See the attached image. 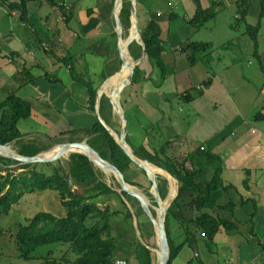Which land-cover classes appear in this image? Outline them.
<instances>
[{
    "label": "crops",
    "instance_id": "obj_1",
    "mask_svg": "<svg viewBox=\"0 0 264 264\" xmlns=\"http://www.w3.org/2000/svg\"><path fill=\"white\" fill-rule=\"evenodd\" d=\"M236 1L152 0L154 6L151 11L146 9L144 25L139 21L140 33L151 19L158 20L163 65L157 63V49L147 52L139 43L142 51L137 59L129 50L138 73L119 96H113L115 104H121L125 121L112 106V114L106 113L109 124L99 106L102 119L125 136L133 152L140 146L154 152L168 144L169 155L182 156L205 146L224 159L225 183L238 188L229 189L218 203L220 207L236 204L234 211H219L237 228L220 232L213 250L204 238L196 248L185 245L172 264L186 248L185 264H264V0H252L247 22L241 20ZM78 2H67V11L49 0H28V16L23 19L20 10L10 9L0 0V103L15 93L32 106L31 117L19 123L22 144L36 140L56 146L61 138L68 142L75 135L89 140L83 132L73 133L100 120L96 107L90 109L87 84L97 89V95L104 86L109 98L129 76L127 72L119 79L109 78L123 68L119 45L123 47L130 30L123 26L120 38L115 7L110 8L107 0ZM199 6L215 8L217 14L191 23ZM227 10L244 24L238 34L233 32V21H228L231 32L220 42L214 31ZM258 22L261 28L256 46L247 33V23ZM236 39L246 42L237 44ZM188 41L211 46L195 54L197 60L192 62ZM112 65L118 68L108 73ZM23 68L35 76L25 85L19 82ZM213 173L214 169L207 167L196 179L211 178Z\"/></svg>",
    "mask_w": 264,
    "mask_h": 264
},
{
    "label": "trees",
    "instance_id": "obj_2",
    "mask_svg": "<svg viewBox=\"0 0 264 264\" xmlns=\"http://www.w3.org/2000/svg\"><path fill=\"white\" fill-rule=\"evenodd\" d=\"M49 1L58 8L65 9L62 6L64 1L61 3L54 0ZM137 1L138 3L142 2V0ZM5 2H7L10 9L20 10L23 19L27 18L28 0H20V2L5 0ZM236 2L238 3L241 20L247 22L252 0H237ZM114 4L115 0H111L109 2L110 8H113ZM216 14L217 10L215 8L204 10L199 6L190 22L198 23L200 19L201 22H204L211 17H215ZM69 15L70 13L67 14V16ZM120 17L123 26L127 30L130 29V0H123ZM260 28L261 22L254 25L247 23V33L256 46H258ZM161 33L162 28L156 19H151L147 26L141 29V37L146 51L157 49V63L159 65H163L161 53L164 51ZM210 46L211 44L207 42H191L189 46L192 51L191 61L195 62L197 60L195 54L208 50ZM129 50L131 55L137 59L142 51V45L137 41H133ZM137 69L139 70V68H135L134 77L138 73ZM22 70V74L19 75L21 85L29 84L35 80V76L31 74L29 69L23 68ZM162 75L165 76V74ZM46 76H49L50 79L48 72ZM82 82L85 83L84 80ZM87 86L90 95V109L95 111L97 89L90 87L89 84ZM31 110L30 102L20 98L15 93H10L6 100L0 103V144L6 145L17 140L21 141L20 138L23 136L19 130V123L21 120L31 117ZM107 112L112 114V105L109 98L103 95L100 113L110 124L106 116ZM78 132L88 135V143L104 159L117 166L123 174H126L125 171L133 166L134 162L100 120H97L90 128L75 130L73 133ZM76 141H83V139H77ZM76 141L72 137L68 140V142ZM167 145L165 144L159 148L156 153L155 151H148L144 146H140L134 152L140 158L164 168L179 182L180 193L166 217V229L171 248L169 264H172L185 245L189 244V246L196 248L198 240L204 238L209 248L213 250L216 243L215 238L220 232L230 233L237 228L236 224L222 216L219 211V208L234 211L236 204L230 202L220 207L218 203L225 192L233 188L238 190V188L225 183L223 177L225 161L211 149L200 146L195 151L185 153L183 159L178 162L173 156L169 155ZM51 147L52 145L44 144L41 141L29 140L21 145L19 154L35 156ZM15 163L18 164L19 161L0 156V221L3 214H7L11 207L22 199L25 193L31 191H56L66 209V215L64 216H57L47 211L38 212L28 220V224L22 225L16 237L17 249L20 255L24 259H32V254L38 247L57 243L59 245H69L71 251L77 256L75 264H115V255L120 251L121 246L118 243L119 237L114 232L115 230L121 231L120 237L124 234L119 227L118 219L124 214V219L133 221L135 215L145 213L140 202H138L137 211L134 213L124 199V196L129 198L131 195L125 191L119 193L112 185H109L102 178V171L96 167L89 157L81 153L71 154L68 167L63 164L54 166V162H48V166H42V168L38 166L43 162L22 164L20 168L26 170L16 174L13 172L14 168H11L12 164ZM52 165V170L48 171L49 166ZM135 166L138 169L140 168L136 164ZM207 167L214 169L213 176L197 181V176L204 172ZM141 170L147 176V172ZM4 172L6 173L4 174ZM107 173H111L110 170H107ZM126 180L131 185H139L136 181H131L128 178ZM248 186L247 181L246 187L248 188ZM159 192L162 198L165 199L167 196L166 189L161 190L159 188ZM111 196L120 199L123 210L114 208L115 206L112 204L104 206L98 201ZM246 201L248 200L244 199V203H247ZM173 218L180 220V229H184L186 235L185 239L178 244L174 243L169 229V226L173 223ZM143 250L141 252L143 255L146 254L148 258V262H145V264H155V254L147 247ZM49 254H53V252ZM143 255H140L141 259ZM45 258L44 264H63L60 260L48 256ZM188 264H194V262L190 261Z\"/></svg>",
    "mask_w": 264,
    "mask_h": 264
},
{
    "label": "rangeland",
    "instance_id": "obj_3",
    "mask_svg": "<svg viewBox=\"0 0 264 264\" xmlns=\"http://www.w3.org/2000/svg\"><path fill=\"white\" fill-rule=\"evenodd\" d=\"M60 1H66V2H69V4L74 2L75 5L77 3V0H60ZM80 1L81 0H79V2ZM85 1L86 0H84V2ZM88 1L90 3L103 2V0H88ZM110 1L111 0H107V2H110ZM162 2L159 1V3H161L160 5L164 6L165 4L164 2L163 3ZM157 3H158V0H157ZM36 4L37 5L35 6L39 5L38 2H36ZM151 6H154L152 0H142L141 5H139V3L137 4V8H138L137 15H138V20L140 21L141 26L144 25V19L148 15V11H151L149 10V9H152ZM178 12L181 14L182 10L181 9L179 10L178 8ZM235 15H236L235 13L230 12V10H227L225 14L224 15L222 14V16L219 18V24L214 31L215 37L217 38L218 41L223 40V38H226L227 35H229V32H231V29L227 25L228 21H233L232 28H234V31H233L234 33L236 32L239 34V32L241 31V28H243L244 22L236 20ZM189 28H190V25L188 24L187 29ZM249 38L246 39L248 43L250 42ZM187 40L190 41V38L187 37ZM189 41L187 43L190 46L191 42ZM246 41H242L241 39H236L234 42L239 44V43L246 42ZM189 46L188 48L190 49ZM109 68H111V70H108V73L110 71L112 72L113 69H117L118 67L117 65H112ZM106 74L107 73H105V75ZM125 95H123V97L121 98L123 100L122 103L124 104H126V99L124 97ZM72 138L75 141L77 139L78 140L81 139L80 137L76 135ZM59 141L63 142V141H66V139L61 138ZM133 141L134 139L131 142ZM17 145L15 143L10 144L12 149H14L15 152L19 153L21 149V145H22L21 141ZM54 145L52 146V148L54 147ZM50 149L43 151V154L49 152ZM157 151L158 149L156 148L155 153ZM73 152H71L66 157H61L60 159L54 161V166L63 164L65 165V167H68V162ZM173 157L179 162L181 159H183L184 155L182 156L177 155ZM47 164L48 162H43L38 167L42 168V166L43 167L48 166ZM21 166L22 164L15 163V164H12L11 168H14L13 172L17 174V173H21L22 171L26 170V169L20 168ZM52 167L53 165L49 166L48 171H51ZM97 168L101 170L99 167ZM125 172L126 174L125 173L124 174H125L126 179L128 178L131 181H136L137 183H139V185L137 186L138 189H140L147 195V197L151 200L153 205L158 206L155 201V197L153 193L151 192V190H153V183L150 180V178L145 175V172H143L140 168L138 169L135 166V163L133 164V166H131V168H129ZM5 173L6 172H4V174ZM102 173H103L102 178L109 185H112L115 190L121 193L120 192L121 187L118 181L116 180L115 176L112 173H107L105 171H102ZM157 180H158V188H160L161 190L166 189V192L168 195L169 187H170V183L168 182V180L160 175H157ZM76 188H79V187H76ZM56 193L57 192L53 190H46L42 192L40 191L27 192L23 195L22 199L17 204H14L11 207V209L9 210L7 214L6 213L3 214L2 219L0 221V264H44V261H45L44 259H46L45 257L47 256L53 259H56V260H60L61 262H63V264H75L77 256L74 252L71 251V249L69 248V245H61V244L59 245L55 243V244L40 246L33 252L32 259H24V257L20 255V252L17 249L18 244H17L16 237H17V233L20 227L24 224H28V220L32 218L35 214L41 211H47L57 216L66 215V209L61 203L60 197L57 195L58 193L57 194ZM129 198L124 196V199L129 204L128 206H130L132 208V211L135 213L137 211V205L139 201L134 196H131ZM98 201L104 206L107 204H112L115 206L114 208L123 210V205L120 199L116 196H111V197H108L107 199H99ZM153 214L157 216L158 211L154 210ZM118 220H119L118 221L119 227L121 228L124 234L122 237H120L119 234L121 231L115 230L114 232V234L119 237L118 243H120V246H121L120 251H118L115 255V259H116L115 264H145V262L147 263L148 258L146 254L143 255L142 252L144 251L143 248L145 247L148 248L149 245L157 250V252L154 250L152 252L155 254V264H158L157 254L159 252L160 247H159V242H158L152 221L150 220L149 216L146 213H142V214L139 213V215H136L133 218V221H131L128 219L127 220L124 219V214H122ZM179 221L178 219L173 218V223L169 226V229H170V232L172 233V238L175 244L180 243L181 240L185 239V236H186L184 229H180ZM51 252H53V254H49ZM140 255H143L142 259L140 258ZM187 255H188V248H186L184 252L181 253L177 261H175L173 264H185L184 262L187 258Z\"/></svg>",
    "mask_w": 264,
    "mask_h": 264
},
{
    "label": "water",
    "instance_id": "obj_4",
    "mask_svg": "<svg viewBox=\"0 0 264 264\" xmlns=\"http://www.w3.org/2000/svg\"><path fill=\"white\" fill-rule=\"evenodd\" d=\"M131 1V28L135 29V32L132 34L129 33V36L126 38L127 42L124 47L119 45L120 48V56H121V62H122V69L119 72H122L124 70H127L129 72V76L124 79L113 91L111 95H109L110 98V103L113 106L114 109L119 111L120 116L122 119L125 121V116L124 112L121 108V104H115L114 101V94L119 96V92L123 90L127 85H129L134 77L135 74V68L137 65L136 60L130 55L131 60L129 61L127 57L125 56L124 49L128 50L129 52V45L133 41H137L138 43H141L144 45L145 44L142 40L141 33H140V26H139V20H138V8L137 0H130ZM123 6V0H115L114 4V11H115V18L118 26L120 27L119 29V35L120 38L122 37V32H123V24L122 20L120 17L121 9ZM136 19V24L133 22V19ZM135 25V28L134 26ZM139 35V36H138ZM110 78V77H109ZM108 78V79H109ZM107 81V80H106ZM102 88V87H101ZM101 88L98 90V95H97V105L96 109L99 115V119L101 122L104 124V126L108 129L110 134L114 137V139L117 141V143L122 147V149L125 151V153L130 157V159L141 169L145 170L148 174V177L151 178V181L153 183V190L151 192L153 193L155 197V201L158 206L153 205L151 200L147 197V195L141 191L140 189L137 188V186L131 185L125 178L123 172L115 166L113 163L110 161L104 159L101 154L93 148L89 143L88 140L84 141H76V142H64V143H58L61 148L59 151L50 157H47L43 154V152L39 153L38 155L35 156H27V155H22L19 154L18 152H11L8 148L10 147V144L2 145L0 144V156H5L14 160L19 161L20 164H30V163H40V162H54L62 157L64 153H66L69 148L71 147H81L84 149V151H76V153H81L89 157V159L96 165V167H99L102 171L107 172V170H110V172L115 176L116 180L118 181L121 190L120 192L122 193L123 191L127 192L129 195L134 196L137 198V200L140 202L141 207L143 211L149 216L150 220L152 221L158 242H159V256H158V264H169L170 261V256H171V248H170V241H169V235L166 229V217L168 214V211L174 201L177 199L179 193H180V186L178 180L167 170H165L162 167H159L158 165L148 161L144 160L140 157H138L126 141V138L123 134H118L112 127H110L105 120L102 119L101 115L99 114V106L101 104V99L102 96L105 94L104 92H101ZM120 99V98H119ZM126 123V122H125ZM56 145V146H57ZM157 168V174L153 170L152 167ZM168 174L171 176L176 182L175 184L177 185V193L173 198L169 199V193L166 196L165 199H163L160 195L159 188H158V180H157V175L162 176L163 173ZM164 177V176H162ZM165 179H168L167 177H164ZM169 199V201H168ZM163 201H168L167 207L163 206L162 203ZM132 210V208H131ZM157 210L158 214L155 216L153 214V211ZM136 216V215H135ZM134 216V217H135ZM148 248L151 251H156L153 247L150 245ZM158 255V254H157Z\"/></svg>",
    "mask_w": 264,
    "mask_h": 264
},
{
    "label": "bare ground",
    "instance_id": "obj_5",
    "mask_svg": "<svg viewBox=\"0 0 264 264\" xmlns=\"http://www.w3.org/2000/svg\"><path fill=\"white\" fill-rule=\"evenodd\" d=\"M133 22L136 24V19L135 18L133 19ZM133 26L135 28V25H133ZM134 32H135V29H133V27L130 28L129 33L133 35ZM126 42H127V39L123 38V47L125 46ZM124 52H125V56L127 57V59L128 60H131L128 50L124 49ZM126 73H127V70H124L123 72H118V73L114 74L113 76H111L110 77V80L112 81V80H115V79H119L123 74H126ZM104 90H105V87L103 86V88L101 89V92H104ZM60 148L61 147L59 145L54 146L52 149L49 150V152L45 153L44 155L47 156V157L53 156V155H55L59 151ZM8 149L11 152H14V149H12L11 146ZM73 151L74 152H76V151H82L83 152L84 149L81 148V147H71V148H69V150L66 153H64L62 155V157L68 156ZM152 168H153V170L157 174L158 173L156 171L157 168H155L154 166ZM162 176L168 178L167 180L170 183V187H169V199L170 198H173L176 195V193H177V185L175 184L176 181L171 176H169L166 173H163ZM169 199H168V201H169ZM168 201H167V203H168ZM167 203H166V201H163L162 205L167 207L168 206ZM156 252H157V250H156ZM159 253H160V251L158 252V255L157 256H159Z\"/></svg>",
    "mask_w": 264,
    "mask_h": 264
},
{
    "label": "built area",
    "instance_id": "obj_6",
    "mask_svg": "<svg viewBox=\"0 0 264 264\" xmlns=\"http://www.w3.org/2000/svg\"><path fill=\"white\" fill-rule=\"evenodd\" d=\"M62 6H64L67 11L70 9V5L67 2H63Z\"/></svg>",
    "mask_w": 264,
    "mask_h": 264
},
{
    "label": "flooded vegetation",
    "instance_id": "obj_7",
    "mask_svg": "<svg viewBox=\"0 0 264 264\" xmlns=\"http://www.w3.org/2000/svg\"><path fill=\"white\" fill-rule=\"evenodd\" d=\"M147 176H148V174H147ZM154 212V211H153Z\"/></svg>",
    "mask_w": 264,
    "mask_h": 264
}]
</instances>
